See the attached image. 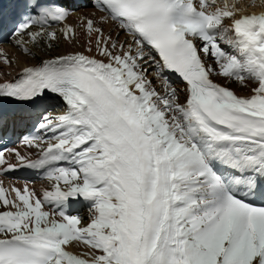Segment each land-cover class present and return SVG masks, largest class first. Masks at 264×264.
Instances as JSON below:
<instances>
[{"label":"snow or ice","instance_id":"1","mask_svg":"<svg viewBox=\"0 0 264 264\" xmlns=\"http://www.w3.org/2000/svg\"><path fill=\"white\" fill-rule=\"evenodd\" d=\"M210 6L93 0L105 15L80 18L84 51L0 82V142L31 126L20 142L35 149H0V175L49 183L13 186L15 198L0 186V264H264V14ZM71 15L70 0H0V34L34 55L75 41ZM77 194L95 199L87 224L57 210ZM76 241L87 259L67 250Z\"/></svg>","mask_w":264,"mask_h":264},{"label":"bare ground","instance_id":"2","mask_svg":"<svg viewBox=\"0 0 264 264\" xmlns=\"http://www.w3.org/2000/svg\"><path fill=\"white\" fill-rule=\"evenodd\" d=\"M103 16H104V14L95 12L91 8H86L83 6V8L79 9V7H78L77 12L73 13L67 21L68 24L73 25L77 29V33L79 35L75 39V41L72 43H69V42L65 41L63 38H61L58 41L59 46L54 47L51 50L32 48L34 55H25L23 53V51L21 50V48H17L15 45H13L14 42H12L13 44H11V46H8L5 49H3V52L7 55L9 60L13 61V63L3 64L2 61H0V73L1 72L3 73V75H0V81L7 80L10 77H13L14 76L13 73L16 74V73L20 72L24 67L37 65L43 59H48V58L54 57L56 55H61V54H68V53H73V52H77V51H84L85 47H86L87 37L82 34L83 29L78 27V23L80 21V18L81 17H90V18H93L95 21H97V23L99 24V22ZM225 22H227V24L231 23V21H229L226 18H225ZM112 25H113V22H111L109 20L107 23L103 24V28L105 30ZM35 51H37V53H35ZM223 82L226 84V86H228L232 90H234L237 95L248 96L251 94L250 88L253 87V85L251 83H249L247 87H242L240 84L235 83V82L229 83L226 79H223ZM181 100L183 101V99H181ZM63 108H64V105H63ZM63 108L61 110L53 113V114L56 115V114L61 113L63 111ZM15 149L20 151L21 154H25L26 152H32L33 154L35 153V149H28L24 145L21 147H17ZM7 159L9 160L10 163H13V164L17 163L14 155L9 156L7 154ZM25 183L26 182H24L23 184H25ZM31 185H32V183H28V186L30 189H32ZM8 186L10 189L13 186L18 187L21 191L23 188L22 184L17 183V182H10L8 184ZM47 188H49L48 181L46 184L42 185L41 187H36V185L34 184L33 189L37 192V194H39L41 192V189H47ZM12 194H13V198H15V193H12ZM80 197H83V196H81L80 194H77L75 197H68L65 201H63L62 203L59 204V207L57 208V210L63 211L64 214L69 216V217H72V216L79 217L83 220L84 224H87L90 221V210L93 209V206L95 205V203L93 205H91V204L86 202L85 203V210L83 211L82 214L69 215L66 212V210L69 207V205L71 204V202L74 199L80 198ZM0 203H2V202H0ZM0 210H3V209H0ZM67 250L76 254V255L81 256L82 258H86V259L88 258V254L91 251L85 244H83L82 242H79V241L72 242L70 244V246L67 248Z\"/></svg>","mask_w":264,"mask_h":264},{"label":"clouds","instance_id":"3","mask_svg":"<svg viewBox=\"0 0 264 264\" xmlns=\"http://www.w3.org/2000/svg\"><path fill=\"white\" fill-rule=\"evenodd\" d=\"M262 3H264V0H261Z\"/></svg>","mask_w":264,"mask_h":264},{"label":"rangeland","instance_id":"4","mask_svg":"<svg viewBox=\"0 0 264 264\" xmlns=\"http://www.w3.org/2000/svg\"><path fill=\"white\" fill-rule=\"evenodd\" d=\"M87 8H89V6H86Z\"/></svg>","mask_w":264,"mask_h":264}]
</instances>
